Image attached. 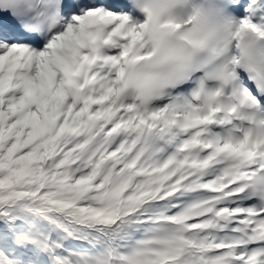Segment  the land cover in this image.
<instances>
[{
  "label": "snow or ice",
  "instance_id": "1",
  "mask_svg": "<svg viewBox=\"0 0 264 264\" xmlns=\"http://www.w3.org/2000/svg\"><path fill=\"white\" fill-rule=\"evenodd\" d=\"M0 264H264V0H0Z\"/></svg>",
  "mask_w": 264,
  "mask_h": 264
}]
</instances>
